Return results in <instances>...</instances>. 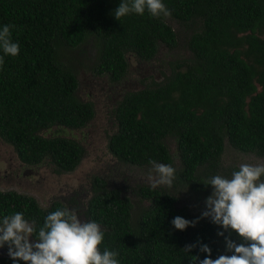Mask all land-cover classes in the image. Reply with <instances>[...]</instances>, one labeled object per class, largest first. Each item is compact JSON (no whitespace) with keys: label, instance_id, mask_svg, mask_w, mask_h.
<instances>
[{"label":"trees","instance_id":"16d2710c","mask_svg":"<svg viewBox=\"0 0 264 264\" xmlns=\"http://www.w3.org/2000/svg\"><path fill=\"white\" fill-rule=\"evenodd\" d=\"M162 2L171 12L168 18L192 30L186 43L190 60L161 83L120 97L112 110L114 132L107 150L126 165L144 168L156 161L174 167L164 145L171 138L178 161L172 187L200 191L218 170L224 141L239 153L264 157V0ZM120 3L0 0V27L15 25L12 40L20 47L15 57L0 50V140L25 167L47 162L55 174L69 173L83 154L71 139L43 136L52 128L81 129L92 118L90 104L74 96L76 78L59 61L61 49L90 41L96 52L93 73L117 82L125 74L126 55L147 62L158 44L173 47L175 36L165 16L155 18L146 9L117 20ZM135 197L133 216L128 197L93 178L82 208L85 222H97L104 232L101 252H118L120 264H193L192 256L199 264L208 255L199 251L200 244L209 246L212 259L232 254L224 236L217 235L223 228L176 208L168 190L139 186ZM62 208L54 201L42 209L29 196L0 192V223L23 212L38 230L49 213ZM176 216L196 221L195 226L175 229ZM230 239L241 242L234 231ZM190 244L197 246L184 253ZM1 248L0 264H13L7 244Z\"/></svg>","mask_w":264,"mask_h":264},{"label":"rangeland","instance_id":"374dc122","mask_svg":"<svg viewBox=\"0 0 264 264\" xmlns=\"http://www.w3.org/2000/svg\"><path fill=\"white\" fill-rule=\"evenodd\" d=\"M174 33L171 48L158 44L155 57L147 62L138 61L126 55V71L117 82L106 76L93 73L96 52L90 41H85L75 49H61L59 61L69 68L76 78L75 98L91 106L92 118L81 129H56L44 132L43 136L57 135L76 142L82 149V157L76 168L69 173L55 174L53 167L43 162L36 167H25L16 158L10 146L0 140V192L13 191L31 197L40 208L46 209L51 202H60L65 208L74 210L80 220L84 202L90 196L91 182L97 178L105 183V189L118 190L129 198L132 215L136 214L135 197L137 187L153 188L152 181L158 178L153 166L139 168L117 161L107 150L108 138L114 132L112 110L115 103L126 92L149 88L161 83L169 72L190 60L186 43L192 32L188 25L165 17ZM174 168H177L175 146L171 138L164 141ZM241 164L264 165V157L242 154L233 150L226 141L218 170L214 175L231 177ZM155 188L168 190L176 199V208H183L192 217L201 218L206 210L205 200L211 195V185L200 191L180 186L158 185ZM31 242V239H30Z\"/></svg>","mask_w":264,"mask_h":264},{"label":"clouds","instance_id":"9594fccd","mask_svg":"<svg viewBox=\"0 0 264 264\" xmlns=\"http://www.w3.org/2000/svg\"><path fill=\"white\" fill-rule=\"evenodd\" d=\"M146 9L155 18L171 15L162 0H121L114 16L119 20L131 13L143 15ZM14 28L12 24L0 27V50L4 56L19 54V44L12 40ZM4 56H0V66ZM149 163L158 174L151 186L171 187L176 179L174 167L156 161ZM262 176L264 165L241 164L231 177L215 175L205 183L211 185L213 191L205 200L206 210L201 213V218H210L213 224L223 228L224 231L217 235L224 236L226 251L232 254L212 259L209 246L200 244L199 251L208 255L199 260V264H264ZM171 223L175 229L183 231L194 227L196 221L176 216ZM232 231L238 234L240 243L230 239ZM30 237H35L34 241L30 242ZM103 241L104 232L97 222H82L76 212L68 208L49 213L38 230L35 222L30 223L24 218L23 212L6 215L0 223V254L3 252L1 247L7 244L13 264L17 261L24 264H120L118 252L108 248L101 252ZM196 246L186 245L182 251L187 254ZM191 260L195 264L198 257L192 256Z\"/></svg>","mask_w":264,"mask_h":264},{"label":"water","instance_id":"95a60500","mask_svg":"<svg viewBox=\"0 0 264 264\" xmlns=\"http://www.w3.org/2000/svg\"><path fill=\"white\" fill-rule=\"evenodd\" d=\"M0 251H1V249H0Z\"/></svg>","mask_w":264,"mask_h":264},{"label":"flooded vegetation","instance_id":"af4514ba","mask_svg":"<svg viewBox=\"0 0 264 264\" xmlns=\"http://www.w3.org/2000/svg\"><path fill=\"white\" fill-rule=\"evenodd\" d=\"M2 192V191H1Z\"/></svg>","mask_w":264,"mask_h":264}]
</instances>
